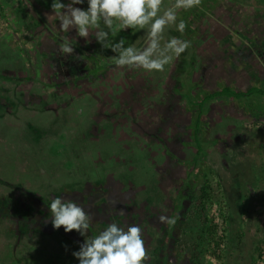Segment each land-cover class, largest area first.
Masks as SVG:
<instances>
[{"label":"rangeland","instance_id":"374dc122","mask_svg":"<svg viewBox=\"0 0 264 264\" xmlns=\"http://www.w3.org/2000/svg\"><path fill=\"white\" fill-rule=\"evenodd\" d=\"M1 1L14 28L5 33L0 64L20 41L29 39L35 52L28 46L32 65L26 73L0 72V92L7 91L0 93V264H79L72 252L85 237L51 224L48 205L60 196H76L90 213L88 238L112 222L135 224L142 229L149 257L145 264H192L190 248L179 251L174 242L164 254L166 260L157 254L168 229L158 217H170L187 174L198 169L191 164L197 150L191 128L196 113L184 92L199 101L205 92L223 86L238 91L264 87V66L246 62L239 51L249 32L264 46V9L253 4L252 21L245 0H206L199 19L179 10L178 21L183 19L186 29L194 30L181 35L171 26L164 40H190L191 47L164 72L148 73L117 68L116 54L92 34L86 42L75 29L62 33L52 0ZM173 3L164 0L162 10ZM76 7L86 9L87 2ZM63 37L74 47V56L95 62L93 76L81 77L89 87L75 86L79 76L75 81L61 75L63 62H81L61 54ZM120 39L125 47L142 49L146 30L109 36L112 43ZM103 69H109L105 76L94 75ZM32 83L40 93L20 91L22 84L27 88ZM205 118L202 155L215 173L213 183L221 184L217 199L225 200L232 217L227 246L222 245L225 259L216 260L211 249L205 264H264V96L241 102L218 99ZM143 189L148 190L145 195ZM27 225L28 234L17 237L26 233Z\"/></svg>","mask_w":264,"mask_h":264},{"label":"clouds","instance_id":"9594fccd","mask_svg":"<svg viewBox=\"0 0 264 264\" xmlns=\"http://www.w3.org/2000/svg\"><path fill=\"white\" fill-rule=\"evenodd\" d=\"M84 3L85 0H69L68 3L52 0L51 9L58 17L60 31L70 33L75 29L77 37L86 42H90V34L94 35L97 43L116 54L117 68L154 73L164 72L173 59H178L191 47L190 40L172 37L165 41L164 33L166 28L175 26L183 35L187 25L183 19L178 21V11L198 8L202 0H174L165 10H162L164 0H87L86 9L76 7ZM129 29L146 30L147 40L142 49L125 47L123 39L115 43L109 40L110 34L114 36L117 31ZM63 40L59 46L61 54L79 59L73 55L75 49L68 37ZM48 208L55 230L63 227L65 233L75 230L85 237L79 250L72 252L79 264H145L149 259L139 225L120 226L112 222L98 235L88 238L92 217L80 204L60 196L52 198ZM158 221L175 223L165 215H160Z\"/></svg>","mask_w":264,"mask_h":264},{"label":"trees","instance_id":"16d2710c","mask_svg":"<svg viewBox=\"0 0 264 264\" xmlns=\"http://www.w3.org/2000/svg\"><path fill=\"white\" fill-rule=\"evenodd\" d=\"M1 3L2 1L0 0V26H4L5 29H2L0 32V46L5 44V33H8L9 29L14 28V26H12L13 22L9 21L10 18L3 14V6ZM207 3H204V6H207ZM20 43L21 45L19 48L13 47V49L8 52L11 54L9 57L10 59L4 58L6 61L4 64H0L3 65L0 66V72L10 70L26 73L30 70L29 66L32 65V62L28 57L29 50L27 49L30 47L31 41L27 39L25 41H20ZM13 45H17V43H13ZM3 47H5V45ZM30 50L35 52L34 46L33 48L30 47ZM32 85L34 84H29L27 88H24L26 86L22 84L20 91L30 89L33 91L32 93H40L39 91H34V89H38L39 86L36 88L37 85L31 87ZM15 89H18V87H15ZM181 92H178V94H182ZM0 93H4L5 95L7 91H1ZM20 93L22 95L24 92ZM52 95L55 96L54 93ZM188 95L189 91L184 92V97H187V103L190 106L189 108L196 113L191 128L193 130V142L197 150L191 164L194 163V167L197 166L198 169L194 173L191 170L189 171L183 187L179 190V193H177L178 198L175 204H172L173 209L169 214V218L175 220V223L168 224V229L164 232L165 239L161 243V248H159L160 252H157V254H159L161 259L166 260L164 254L166 251L167 253L171 251L169 247L170 244L174 242L179 248V251H186L190 248L192 264H205V259L208 256L206 253L210 252L211 249H213V251L210 254L214 256L216 260L222 261L225 259L226 247L224 248L222 245L227 244L225 242L227 238L226 233L229 232L232 222L229 206L224 199H217L216 187L221 189V184L219 181H216L215 184L213 183L212 179L215 173L206 165V160L202 155L205 152V146L201 138L204 136L203 132L207 126L205 117L208 107L211 103L221 98L233 99L241 102L245 97H252L254 95L264 96V87L252 85L245 91H238L236 88L223 86L218 90L205 92L199 101L194 100L192 97L188 98ZM22 97L24 96H21L23 100ZM142 192H144L143 195H145L148 190L143 189ZM213 211L214 213H212ZM180 222L183 224L182 228H179ZM176 234H179L177 239ZM241 235L243 238V233ZM161 261L162 260L157 264H160Z\"/></svg>","mask_w":264,"mask_h":264},{"label":"flooded vegetation","instance_id":"af4514ba","mask_svg":"<svg viewBox=\"0 0 264 264\" xmlns=\"http://www.w3.org/2000/svg\"><path fill=\"white\" fill-rule=\"evenodd\" d=\"M202 1H205L207 3L206 0H202ZM208 1H211V0H208ZM246 1L249 2L248 6L251 9L248 12V17H250L249 20L252 21L253 20L252 15L254 12V10H253L254 6H255V9H264V0H254V2H253V0H245V2ZM253 4H254V6H253ZM203 6H204V2H202L201 6L199 8H194V9H191L190 11L189 10L188 11L183 10V11L185 14L188 13V14H191V16H194V19H199V17H201V15H200L201 13L199 12V9H203V11H204ZM191 30H194V28L192 26H190V28H188L187 32L191 31ZM249 31H251V30L249 29ZM249 33H250L251 37H249L248 34L245 35L247 43L243 42V45H245V47H242L239 49L240 55L243 56L242 59L246 60V62L251 61L250 63H253L255 61L258 64L260 63L261 64L260 66H264V46H261V47L259 46V44L257 42L258 36H252L251 35V34H254V32H249ZM194 37L195 36H193V38ZM242 59H241V61H242ZM56 61H54V63L57 65ZM80 61L81 62H78V63H76V62H73V63L63 62L62 64H60L59 67H60V70L62 71L61 75L66 76V78L68 80L74 78V80L76 81V76H79L80 78L82 76H84V77L86 76V80H89L88 77L93 76L91 74V72L93 69H95V62H90L89 60H84L83 58H80ZM252 66H254V65H250V67H252ZM249 69L251 70V68H249ZM42 70H46V68H42ZM106 70L108 71L109 69H103L102 71H100L94 75H97L96 77L105 76L107 73L104 75L103 72ZM240 70H246V68H243ZM54 72H55V69H54ZM64 72H66V74H63ZM260 74L264 75V69L261 70ZM75 86H77L80 89H82V87H89L88 85L84 84V80H82V78H81V81L79 83L75 84ZM76 198L77 197L75 196L74 197L75 201H77ZM40 201H42V200H40ZM27 221H29V219ZM26 234H28V225H27L25 235Z\"/></svg>","mask_w":264,"mask_h":264},{"label":"crops","instance_id":"0c3cea01","mask_svg":"<svg viewBox=\"0 0 264 264\" xmlns=\"http://www.w3.org/2000/svg\"><path fill=\"white\" fill-rule=\"evenodd\" d=\"M16 235H17V237H20V236L25 235V233H23V234L17 233ZM12 237H13V236H12Z\"/></svg>","mask_w":264,"mask_h":264},{"label":"water","instance_id":"95a60500","mask_svg":"<svg viewBox=\"0 0 264 264\" xmlns=\"http://www.w3.org/2000/svg\"><path fill=\"white\" fill-rule=\"evenodd\" d=\"M63 1L69 2V0H63ZM85 2H87V0H85ZM253 2H254V0H253Z\"/></svg>","mask_w":264,"mask_h":264}]
</instances>
